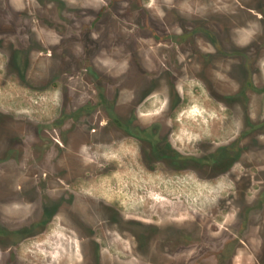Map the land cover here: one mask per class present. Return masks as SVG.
I'll return each mask as SVG.
<instances>
[{"label":"rangeland","instance_id":"rangeland-1","mask_svg":"<svg viewBox=\"0 0 264 264\" xmlns=\"http://www.w3.org/2000/svg\"><path fill=\"white\" fill-rule=\"evenodd\" d=\"M105 5L115 13L97 17ZM2 19L27 28L22 27L21 36L0 33L5 40L0 43V105L15 115L0 116V149L23 136L21 113L42 121L57 107L67 108L75 97L82 99L89 92L92 72L106 80L110 103L122 109L139 105L145 116L171 114L175 138L189 149L202 141L227 146L231 138L244 142L246 136L252 147L245 153L252 167L237 166V173L214 179L192 172L181 180L169 174L133 175V140L117 141L112 138L118 136L116 130L98 132L101 142L82 145L86 158L76 152L74 167H93L91 159L97 157L106 159L108 167L125 169L80 177L79 183L87 186L138 185L146 180L161 187L185 184L188 229L191 226L193 234L201 231L194 225L198 213L209 241L204 245L207 252L195 256L199 263L264 264V122L259 124L264 119V0H0ZM10 40L26 45V79L23 73L22 79L17 75L24 54L10 46ZM8 57L16 67L11 73L5 64ZM35 130L29 126V135ZM83 140L78 136L74 143ZM125 151L133 156L126 163L121 156ZM161 187L154 193L156 202L167 193L168 188ZM226 203L235 207H224ZM58 229L64 228L54 224L49 232ZM188 229L176 236L189 235ZM231 229L243 243L221 249L237 236ZM41 241L52 243L48 234L30 241L28 254L19 256L22 263L26 256L34 261L42 256L44 264H50L52 256L39 249ZM143 258L137 264H184L191 257Z\"/></svg>","mask_w":264,"mask_h":264},{"label":"flooded vegetation","instance_id":"flooded-vegetation-1","mask_svg":"<svg viewBox=\"0 0 264 264\" xmlns=\"http://www.w3.org/2000/svg\"><path fill=\"white\" fill-rule=\"evenodd\" d=\"M108 12L115 13V10L105 5L98 10L97 17ZM22 27L27 28L9 19L0 20V33L17 32L21 36ZM24 35L28 37L27 32ZM35 36L39 42V35ZM9 43L20 47L21 55L24 54L17 75L22 79L23 73L26 79L27 56L26 51H22L26 45L16 40ZM7 60L5 64L11 73L10 69L16 70V67L11 57ZM89 79V92L82 99L75 97L67 108L57 107L42 121L21 113L18 121L25 128L23 136L18 142L0 149V264H44L42 256L36 261L26 256L23 263L19 256H23V252L28 254L26 245L30 241L46 234L52 243L45 245L41 241L39 249H46V255L52 256L50 264H109V261L110 264H137L145 260L144 256L156 254L189 255L191 258L184 264H200L195 256L207 252L204 245L209 241L203 237L198 213L194 225L201 231L193 234L189 226V235L186 232V236H176L188 229V216L183 215L188 201L185 184L161 187L142 178L145 184L87 186L79 183L80 177L90 178V175L125 169L108 167L106 159L97 157L91 159L93 167L76 169L74 154L78 152L86 158L82 145L87 147L93 141L101 142L96 139L98 132L111 134L116 130L119 134L112 138L117 141L133 140L137 161L131 164V174H169L181 180L192 172L199 178L214 179L237 173V166L252 167L245 153L250 150V142L246 141V136L244 142L233 137L227 146H211L202 141L194 150L189 149L175 138L176 126L171 114L145 116L139 105L122 109L108 100L106 80L102 75L92 72ZM10 114L14 112L0 105V116ZM29 126L36 129L33 136L29 135ZM78 136L84 140L77 145L74 142ZM121 156L125 163L133 157L128 151ZM5 179L8 183H1ZM158 187L168 189L156 202L154 193ZM224 207L232 208L235 204L226 203ZM54 224L64 229L49 232ZM123 224L131 228H124ZM233 234L237 236L221 249L231 243H243L238 232ZM88 256L95 257L90 260ZM154 263L155 260L151 262Z\"/></svg>","mask_w":264,"mask_h":264}]
</instances>
